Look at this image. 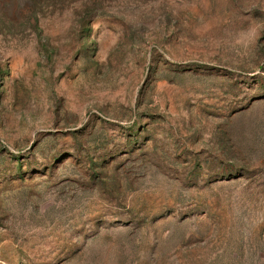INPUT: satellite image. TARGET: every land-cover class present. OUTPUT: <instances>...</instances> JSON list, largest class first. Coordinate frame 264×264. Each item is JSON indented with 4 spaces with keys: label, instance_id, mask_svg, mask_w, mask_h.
I'll use <instances>...</instances> for the list:
<instances>
[{
    "label": "rangeland",
    "instance_id": "374dc122",
    "mask_svg": "<svg viewBox=\"0 0 264 264\" xmlns=\"http://www.w3.org/2000/svg\"><path fill=\"white\" fill-rule=\"evenodd\" d=\"M0 264H264V0H0Z\"/></svg>",
    "mask_w": 264,
    "mask_h": 264
}]
</instances>
